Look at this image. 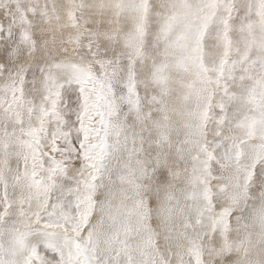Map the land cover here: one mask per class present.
Returning a JSON list of instances; mask_svg holds the SVG:
<instances>
[{
	"label": "snow or ice",
	"instance_id": "snow-or-ice-1",
	"mask_svg": "<svg viewBox=\"0 0 264 264\" xmlns=\"http://www.w3.org/2000/svg\"><path fill=\"white\" fill-rule=\"evenodd\" d=\"M0 264H264V0H0Z\"/></svg>",
	"mask_w": 264,
	"mask_h": 264
}]
</instances>
